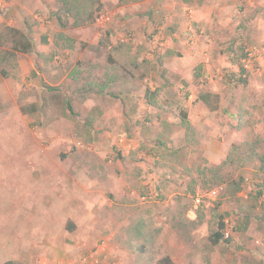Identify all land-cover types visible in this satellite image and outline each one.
Returning <instances> with one entry per match:
<instances>
[{
  "label": "rangeland",
  "instance_id": "rangeland-1",
  "mask_svg": "<svg viewBox=\"0 0 264 264\" xmlns=\"http://www.w3.org/2000/svg\"><path fill=\"white\" fill-rule=\"evenodd\" d=\"M99 1L0 0V264H264V0Z\"/></svg>",
  "mask_w": 264,
  "mask_h": 264
},
{
  "label": "trees",
  "instance_id": "trees-1",
  "mask_svg": "<svg viewBox=\"0 0 264 264\" xmlns=\"http://www.w3.org/2000/svg\"><path fill=\"white\" fill-rule=\"evenodd\" d=\"M58 2L62 5L60 9V13L56 14V17L59 21H62V17H67L71 15L74 19L73 25L80 27L85 25H90L95 22V16L101 12L103 9V4L99 0H58ZM63 27H66V22H63ZM14 32V39H13V52H10L11 56H17V54H28L33 51V43L22 33L19 31ZM68 42H71L69 38H67ZM243 72L244 69H242ZM150 103L154 104L153 97L154 93L151 92L149 94ZM147 95V96H148ZM156 95V94H155ZM207 98H204V101ZM208 101V100H207ZM206 101V102H207ZM182 125H185L188 128V121H187V114L184 113L182 117ZM257 143L249 144L246 143L245 145H241L240 147H234L232 152L228 156V158L223 162V165L230 164L238 166H242V164H252L258 163L261 164L259 167V171L264 173V147L258 149ZM243 147V148H242ZM243 149V150H242ZM240 155L247 156L245 159ZM241 188L238 186L237 192H239ZM225 230H226V223L225 218L220 217L218 222V228L214 231L210 237V240L213 245H219L221 242H228L225 239ZM166 264H173L169 258L165 260ZM3 264H20L17 261H7Z\"/></svg>",
  "mask_w": 264,
  "mask_h": 264
},
{
  "label": "built area",
  "instance_id": "built-area-1",
  "mask_svg": "<svg viewBox=\"0 0 264 264\" xmlns=\"http://www.w3.org/2000/svg\"><path fill=\"white\" fill-rule=\"evenodd\" d=\"M212 194H216V191H214Z\"/></svg>",
  "mask_w": 264,
  "mask_h": 264
}]
</instances>
